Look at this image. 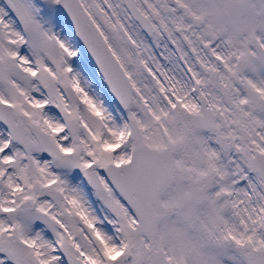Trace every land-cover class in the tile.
<instances>
[{
    "label": "snow or ice",
    "instance_id": "snow-or-ice-1",
    "mask_svg": "<svg viewBox=\"0 0 264 264\" xmlns=\"http://www.w3.org/2000/svg\"><path fill=\"white\" fill-rule=\"evenodd\" d=\"M0 264H264V0H0Z\"/></svg>",
    "mask_w": 264,
    "mask_h": 264
}]
</instances>
